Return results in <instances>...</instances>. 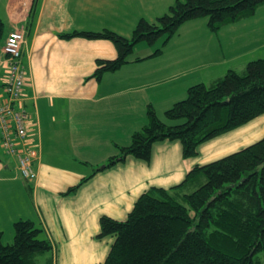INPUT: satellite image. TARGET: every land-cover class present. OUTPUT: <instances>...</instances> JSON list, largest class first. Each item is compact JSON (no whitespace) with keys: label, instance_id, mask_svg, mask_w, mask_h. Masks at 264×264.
<instances>
[{"label":"crops","instance_id":"obj_1","mask_svg":"<svg viewBox=\"0 0 264 264\" xmlns=\"http://www.w3.org/2000/svg\"><path fill=\"white\" fill-rule=\"evenodd\" d=\"M127 1H3L0 102L5 97L4 41L10 31L23 29L22 103L29 114L30 141H38L39 156L34 163L36 179L25 182L14 158L0 148L1 240L10 244L13 224L30 220L42 230L40 238L50 241L53 249L43 257H51L54 264H101L113 242V237L96 238L101 216L124 220L150 187L173 186L195 165L222 158L264 136L262 115L200 145L195 158L183 159L180 144L165 140L152 145L149 162L127 156L107 167L106 160L118 154L117 147L129 145L132 133L148 124V106L162 118L185 98L189 86L208 84L228 70H241L249 61L264 59H243L264 46L254 39H264V27L257 30L254 19L259 7L253 15L217 32L209 31L206 19L188 21L160 55L129 56V63L114 73H105L98 81L87 79L96 60L116 57L115 47L105 40H63L58 35L105 29L132 33L149 8L158 16L165 2L134 0V6H126ZM122 115L128 123L121 124ZM83 179L75 192L63 194Z\"/></svg>","mask_w":264,"mask_h":264},{"label":"trees","instance_id":"obj_2","mask_svg":"<svg viewBox=\"0 0 264 264\" xmlns=\"http://www.w3.org/2000/svg\"><path fill=\"white\" fill-rule=\"evenodd\" d=\"M264 0H176L154 21L140 19L130 38L114 31H73L78 37L105 40L116 50L114 59H98L87 79L97 81L129 63L135 45L165 44L191 20L206 19L211 32L249 17ZM32 15V13L30 14ZM3 23L0 20V37ZM161 45V46H162ZM163 48V47H162ZM162 48L154 49L158 56ZM148 124L131 135L129 145L107 160V167L131 156L151 159L152 145L177 141L183 159L195 158L200 145L264 115V59L249 61L242 73L228 70L212 82L186 89L158 118L146 109ZM68 188L75 192L85 181ZM30 220L13 224V240L4 244L0 232V264H51L40 260L53 247ZM113 237L101 264H264V136L256 142L203 165H195L177 184L153 186L139 195L124 220L99 218L97 239Z\"/></svg>","mask_w":264,"mask_h":264},{"label":"built area","instance_id":"obj_3","mask_svg":"<svg viewBox=\"0 0 264 264\" xmlns=\"http://www.w3.org/2000/svg\"><path fill=\"white\" fill-rule=\"evenodd\" d=\"M22 33L10 32L3 53L5 70L2 76L4 100L0 102V146L9 156L15 157L19 175L31 182L36 178L34 162L39 153L38 144L30 141L27 130L28 114L22 108V89L25 69L20 62Z\"/></svg>","mask_w":264,"mask_h":264},{"label":"rangeland","instance_id":"obj_4","mask_svg":"<svg viewBox=\"0 0 264 264\" xmlns=\"http://www.w3.org/2000/svg\"><path fill=\"white\" fill-rule=\"evenodd\" d=\"M3 1L4 0H0V15H2V13H3ZM176 0H165V2L163 3V5L160 7V12H158V16H160V15H162V14H164V13H166L167 11H168V8L175 2ZM134 4H135V2H134V0H129V1H127L126 2V6H134ZM154 6V5H153ZM152 6V7H153ZM155 11L156 10H152L151 11V9L149 8V11L143 16V18L146 20V21H154L158 16H156V14H155ZM264 11V7H260L257 11H256V15H255V17H254V19L256 20V22H257V24H256V26H257V30H258V28L262 25L263 27H264V14L262 13ZM154 12V14H152ZM152 16L154 17L153 19H152ZM259 21H260V23H259ZM255 26V25H254ZM180 28V27H179ZM178 28V29H179ZM178 31V30H177ZM122 33H124V31H121ZM261 32H263V30H261ZM118 33V32H117ZM264 33V32H263ZM119 35H122L123 37H126V38H130V36H131V32H126L124 35L123 34H120V33H118ZM176 34H177V32L165 43V44H163L162 45V39H159V40H157L152 46H147V45H145V44H143V43H140L139 44V46H136V47H134L133 48V50H132V53H131V55H130V58H131V56H135V55H139V56H143V55H147L148 53H153V51H154V49H156V48H162V47H164L165 45H167V43L171 40V39H176L177 40V36H176ZM256 37H259V38H256ZM254 39L255 40H259L260 41V43H264V39H262L263 38V36H256ZM248 38H250V36H248ZM251 38H252V36H251ZM253 39V38H252ZM162 45V46H161ZM253 54L252 55H250V56H243V59L244 60H247V59H251V58H255V57H263L264 58V46L263 47H260V46H257L256 48H254L253 50ZM244 68H245V66L241 69V70H234V71H236V72H238V73H242L243 72V70H244ZM224 74H222V76H223ZM221 76V77H222ZM125 122H127L128 123V118H127V116H125V115H122L121 116V124H124ZM138 126V129L141 127L139 124L137 125ZM34 144H38V150H39V143H38V141L36 142V143H34ZM1 148V147H0ZM2 150V149H1ZM3 151V150H2ZM38 156H39V153H38V155H37V159H36V161L38 160ZM11 158V157H10ZM8 160L10 161V159L8 158ZM35 161V162H36ZM107 161V160H106ZM101 166H103L102 164H101ZM100 166V167H101ZM8 237V234H6L5 233V238H7ZM258 257H259V259L260 260H262L263 262H264V250L263 251H261L259 254H258ZM43 259H45L44 257H41L40 258V260H43ZM54 259V258H53ZM51 264H54V262L53 261H51Z\"/></svg>","mask_w":264,"mask_h":264},{"label":"water","instance_id":"obj_5","mask_svg":"<svg viewBox=\"0 0 264 264\" xmlns=\"http://www.w3.org/2000/svg\"><path fill=\"white\" fill-rule=\"evenodd\" d=\"M104 167V166H103Z\"/></svg>","mask_w":264,"mask_h":264}]
</instances>
